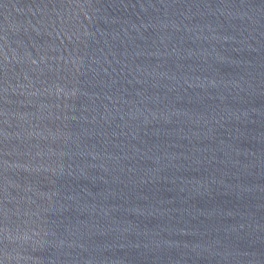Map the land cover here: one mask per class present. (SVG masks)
I'll use <instances>...</instances> for the list:
<instances>
[{"label":"water","instance_id":"95a60500","mask_svg":"<svg viewBox=\"0 0 264 264\" xmlns=\"http://www.w3.org/2000/svg\"><path fill=\"white\" fill-rule=\"evenodd\" d=\"M0 264H264V0H0Z\"/></svg>","mask_w":264,"mask_h":264}]
</instances>
